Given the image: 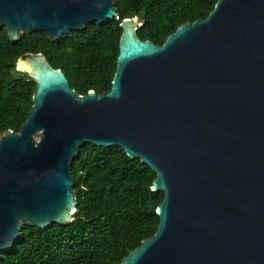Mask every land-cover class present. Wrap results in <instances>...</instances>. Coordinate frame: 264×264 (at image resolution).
Listing matches in <instances>:
<instances>
[{
	"label": "water",
	"instance_id": "1",
	"mask_svg": "<svg viewBox=\"0 0 264 264\" xmlns=\"http://www.w3.org/2000/svg\"><path fill=\"white\" fill-rule=\"evenodd\" d=\"M113 0H0L12 41H58L119 18ZM123 19L108 92L79 94L42 53L17 62L37 84L20 132L0 138V253L24 225L74 220L73 159L120 146L156 173L154 235L121 264H264V0H218L163 44Z\"/></svg>",
	"mask_w": 264,
	"mask_h": 264
},
{
	"label": "trees",
	"instance_id": "2",
	"mask_svg": "<svg viewBox=\"0 0 264 264\" xmlns=\"http://www.w3.org/2000/svg\"><path fill=\"white\" fill-rule=\"evenodd\" d=\"M119 18L93 22L52 40L45 32L12 41L0 30V134L20 132L33 105L37 84L17 69L28 53L42 52L61 68L79 94L108 92L117 68L123 19L139 16L138 36L163 44L186 23L205 19L218 0H113ZM77 207L68 224L47 228L26 224L0 264H121L129 252L155 234L162 191H153L156 173L120 146L86 143L73 159Z\"/></svg>",
	"mask_w": 264,
	"mask_h": 264
},
{
	"label": "rangeland",
	"instance_id": "3",
	"mask_svg": "<svg viewBox=\"0 0 264 264\" xmlns=\"http://www.w3.org/2000/svg\"><path fill=\"white\" fill-rule=\"evenodd\" d=\"M2 137V134H0V138Z\"/></svg>",
	"mask_w": 264,
	"mask_h": 264
}]
</instances>
